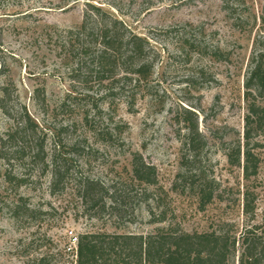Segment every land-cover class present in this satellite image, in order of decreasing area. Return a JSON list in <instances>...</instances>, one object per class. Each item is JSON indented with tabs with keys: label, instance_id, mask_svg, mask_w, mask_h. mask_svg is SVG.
I'll use <instances>...</instances> for the list:
<instances>
[{
	"label": "rangeland",
	"instance_id": "1",
	"mask_svg": "<svg viewBox=\"0 0 264 264\" xmlns=\"http://www.w3.org/2000/svg\"><path fill=\"white\" fill-rule=\"evenodd\" d=\"M87 2L146 39L154 59L151 78L113 99L115 105L77 102L86 92L70 78L75 56L66 32L81 23ZM263 15L264 0H0V86L8 85L12 109L10 116L0 110V135L21 126L18 112L27 113L46 164L76 146L75 170L107 186L128 181L138 153L156 173L152 211L165 217L152 224L141 206L122 229L91 221L72 184L51 194L48 173L40 165L30 170L6 149L0 153V264H75L81 233L147 234L169 224L189 233L260 227L263 250L264 127H255L259 164L250 183L227 158L230 141L243 135L246 82L264 65ZM252 91L249 101L264 107V93ZM95 92L90 95L100 97ZM182 108L195 113L205 138L198 153L183 145ZM199 185L214 190L205 204ZM245 187L253 199L247 216ZM17 206L34 213L16 215Z\"/></svg>",
	"mask_w": 264,
	"mask_h": 264
},
{
	"label": "trees",
	"instance_id": "2",
	"mask_svg": "<svg viewBox=\"0 0 264 264\" xmlns=\"http://www.w3.org/2000/svg\"><path fill=\"white\" fill-rule=\"evenodd\" d=\"M262 20L264 22V15ZM66 34L65 40L73 49L70 53L75 56V67L69 73L70 78L73 83L82 85V90L86 92L76 97L77 102L86 100L95 107L110 100V104L115 105L113 99L119 101L121 96L131 93L151 78L154 59L148 41L101 7L85 3L81 23ZM2 74L1 67L0 77ZM245 89L247 112L243 135L230 141L227 158L231 166L242 168L243 180L250 183L257 174L259 164L254 134L255 127H264V107L251 103L249 98L254 89L257 93H264V65L254 67ZM93 92L100 94V97L90 95ZM9 95L8 85L4 83L0 86V110L8 116L12 112ZM181 113L188 122L183 145L190 152L198 153L205 146V138L198 131L195 113L186 108H182ZM18 114L22 120L21 126L0 135V153H7L6 149H10V154L18 161L27 160L30 170L40 165L49 175L51 194L62 193L66 183L72 184L71 189L89 220L103 222L102 225L110 224L118 229L133 222L136 209L141 206L147 210L150 223L165 221L163 216L156 219L152 211L157 186L155 169L146 164L138 153L132 155L128 181L107 186L100 180L83 177L75 170L72 157L78 154L76 146L63 148L64 153L53 155L46 164L47 156L40 144L37 125L27 113L20 111ZM33 142H36L35 147ZM0 157L4 158L1 154ZM199 186L200 200L205 204L214 190L209 185ZM252 205V191L245 187V216L252 213ZM13 212L19 216L24 212L34 213L21 206H17ZM230 226L231 229L223 226L200 233L185 232L178 225L170 224L155 227L147 234L107 233L96 229L77 236L75 264H261L264 249L259 248L262 237L257 230L260 227H245L238 234L236 230L233 231L234 225Z\"/></svg>",
	"mask_w": 264,
	"mask_h": 264
}]
</instances>
